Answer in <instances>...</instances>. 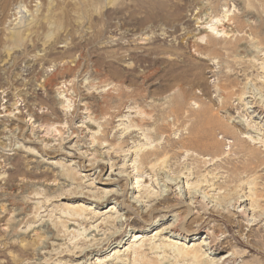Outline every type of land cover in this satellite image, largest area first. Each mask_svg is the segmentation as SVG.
Returning a JSON list of instances; mask_svg holds the SVG:
<instances>
[{"label":"rangeland","instance_id":"rangeland-1","mask_svg":"<svg viewBox=\"0 0 264 264\" xmlns=\"http://www.w3.org/2000/svg\"><path fill=\"white\" fill-rule=\"evenodd\" d=\"M17 1L0 0V264H144L129 256L140 244L142 257L156 264H185L177 248L194 245L209 264L232 251L237 258L223 264H264V213L251 200L255 189L264 199V0H182L180 21L136 29L114 17L117 28L102 39L93 36L101 21L71 13L57 41L43 43L32 32L6 53L3 33L27 28L13 21ZM39 1L45 7V0H22L32 11ZM63 1L56 3L70 2ZM222 23L234 52L223 41L216 45L223 55L193 46L204 28ZM76 62L74 76L42 85ZM203 108L209 117L195 113ZM208 119L220 154L213 160L199 146L179 144ZM224 125L246 142L223 133ZM164 145L171 152L163 166L141 159ZM149 210L150 221L133 225ZM176 213L187 214L188 231L165 229ZM113 233L109 246L86 252Z\"/></svg>","mask_w":264,"mask_h":264},{"label":"bare ground","instance_id":"bare-ground-1","mask_svg":"<svg viewBox=\"0 0 264 264\" xmlns=\"http://www.w3.org/2000/svg\"><path fill=\"white\" fill-rule=\"evenodd\" d=\"M45 1H46V4L44 5L45 7L42 6L41 1L37 2L35 4L34 11L28 9L27 5L25 3H23L22 0H19L16 3L12 4L11 9L13 10V12L11 14H13V16H14L13 21L17 20L15 25H17V24L19 25L21 23L26 22L27 24L25 26L27 28L23 29V31L14 30V29L10 30L9 29V31L7 33H5V32L3 33L4 41H2L3 46L2 45L1 46H2V48H4L6 53H10L12 51V49H14L15 47H17L21 44L23 45V40H25L24 35H26V34L28 35L29 33L32 34V32H36L37 34H40L42 39L44 40L43 43H45L46 41H48L50 39H53V40L57 39L58 38L57 34H58L59 30L64 25H66V22L68 20L71 21L72 16L75 17L73 15V13L75 15H77V17L79 16V18L82 20L87 19V20H90L91 22L93 20H95V21L98 20L99 22L100 21L102 22L101 26L100 27L98 26L99 28H97V30L94 28L96 31H93V32H96L95 34H93V36H94V38L97 39V38H101L105 31L111 30V29L113 30V28H117V24H114L112 22V19L114 17L118 18L119 20L121 19L124 26L128 25L131 28L138 29L147 23H149V24L150 23L151 24L157 23L158 24V22L169 23L171 20L172 21L173 20H179L180 21V17L182 18L181 11H182V7H183V5L181 4L182 0H70V2L68 4L65 3V5H63V6H62V3H61V5L57 4L58 0H56L55 2H54V0H45ZM69 4L71 5V7H68V6H70ZM41 8H43L44 10L43 9L41 10ZM71 13H72V16H71ZM77 17H75V18H77ZM75 18H73V19H75ZM215 19L221 23V19H219L217 17ZM231 20H232V17H228L226 21L228 22ZM74 21L78 22L77 20H74ZM222 22H223V20H222ZM68 24H67V26H68ZM70 24H69V26H71ZM96 25H97V23H96ZM96 25H94V26H96ZM221 25H223L221 30H217L215 28H210V30L207 31V29L204 28L200 32V34H203L199 37L201 42H194L193 46L204 50L207 54L223 55L224 52H222L221 49L216 46L217 43H219L220 41H223V42H226L228 44V46L223 47V49L225 51L229 50V51L234 52V49L236 48L237 45L235 43L229 41V40H226L229 32L225 30V27H224L225 24L224 23H222ZM237 27H240V25L239 26L237 25ZM40 28H43V29L40 31ZM19 29H20V27H19ZM24 30H27V33H25L26 31H24ZM39 31H40V33H39ZM36 33H35V35H36ZM219 34H221V36L224 35L223 40L219 39L220 38ZM40 35H37L38 38ZM26 38H27V36H26ZM204 38H206V39L204 40L205 42L203 43L202 40ZM1 39L2 38H0V40ZM155 39L158 40V37ZM55 41H57V40H55ZM159 45L160 44L154 46L153 50L154 51L160 50ZM74 47L76 48V46H74ZM78 47H80V46H78ZM48 53L50 55L53 54V52H51V50ZM155 54H157V53H155ZM76 67H77V62H76L75 67H71V66H64L63 67L62 66L61 68H58L57 71L55 70L54 73L47 75L45 77L42 85L45 88L50 87L51 85L54 84L57 77L60 79H64L66 77H70V75H69L70 73L72 76H74V74H72V73ZM181 75L183 78L187 77L186 72L182 73ZM199 79L202 80V77L200 76L198 78V80ZM63 83H64V81H63ZM54 85L56 86V84H54ZM227 86L228 85H223L222 90H221L222 96L224 99L230 97V95H231V92L227 91V88H228ZM182 90H183L182 91L183 94L188 93L187 89H182ZM178 107L179 108L182 107V103L179 104ZM260 109H261V111H264V107H260ZM54 111H57V109L54 108ZM195 113H197V115L209 117L210 110H209V108H203V109L197 110V112H195ZM143 114H145V113H143ZM211 123L212 122L209 119H208V121L203 123L202 124V130L200 131L201 133L199 132L200 134H198V135H195L196 133L194 134V133L190 132L192 137L191 138L189 137L190 139H187V141L185 140L186 142L185 141H179V144L181 142L180 147L184 148L185 150H189V149H192L194 147L199 146L202 152L211 155V158L209 160H213L214 158L218 157L220 154L216 150L218 148L216 146L217 142L214 140H211V138H210V135H211V125L210 124ZM219 129L223 130V133L231 135L232 138L236 139V141H238V142H242V143L246 142L244 138L239 137L237 135L236 130L233 129L232 127L224 125V126H219ZM170 147H171V145H169V148H168V146L164 145V146H161L160 148L158 147L152 151L143 152L141 155V159H143V161H146L147 163L150 162L151 168L154 166V164L156 165V162H157V165H162L164 158H170V154H169L171 152ZM152 157L154 158V160H153L154 163L151 162ZM245 162L251 163L252 157L249 156ZM245 162H243V163H245ZM235 168H236V166L234 164V169ZM19 170H20V168L18 169V171ZM171 185H174V184L171 183ZM253 191L254 192H252V194H251V200H252V202L254 201L255 207L258 208L257 212H259L260 214L261 213L263 214L264 213L263 195L260 194L259 192H257L256 189ZM108 200H109V198L106 199V201H108ZM164 200H165V198L162 197V198H160L158 203L160 204ZM237 200H235L234 203H237L238 202ZM166 207L169 209V210H165L166 212L172 210V209L170 210V208L172 207V205L170 203H166ZM78 208L79 207L74 208L73 211L76 209L74 211L75 212L74 214L78 213L80 216L83 209H81V207L79 209ZM157 208L158 207H155V209H157ZM151 211L152 210L148 211V213L146 215L147 217L144 218L143 221H141L140 219L138 220V219L134 218L132 220L133 225L134 224H136V225L141 224V223H144L145 221H150ZM19 213L20 212H18V214ZM255 213H256V210H255ZM167 214L168 213L161 215V218L162 219L167 218ZM186 216H187V214L182 215L180 213H176L175 220L172 223H170L169 225H167L165 227V229H169L170 231H178V230L179 231H181V230L182 231H188V229H186V228H184V226H182V224L184 222V218ZM224 216H226V215H224ZM258 218L260 219L259 221H261L264 219V216L260 215V216H258ZM41 227L43 228L44 233L46 234V237L48 239H55L56 238L55 237L56 230L52 226H50V224L48 222H44V223L42 222ZM102 228L104 229V227H102ZM12 230H13V228H12ZM131 236H132V234L130 235V237ZM117 237H118V233H113L109 237H107L108 239L105 243H103L102 245L97 244L95 247H92L90 249H86V252H91L94 250H99V249H102L104 247H107L112 242H114L115 239H117ZM209 237L213 238L214 236L212 234ZM47 241H48V244H51L49 242V240H46V243H47ZM243 244L245 245V242ZM203 245H207V243H203L202 246ZM136 246L133 247V249L129 252V256H130V253L133 254L132 255L133 262L134 261L136 262V259L139 258L140 261L143 260L144 264H156L154 261L149 260V259H144L142 257L141 244L137 247ZM201 249L202 248L200 245H196V246L194 245V246L185 247V248L178 246L177 253L179 256L178 255L177 256H178V258L181 257L179 259L184 258V259L190 260L192 264H209V261H207L205 259L204 253L201 252L202 251ZM215 249L220 250L221 248L216 247ZM173 250L176 251V249H173ZM38 253H40L39 250H38ZM234 254H235V252L232 251L230 254H228V252H224V253H221L219 255H216L213 257V262L211 264H223L228 259L235 258ZM187 260H186V263H188Z\"/></svg>","mask_w":264,"mask_h":264}]
</instances>
